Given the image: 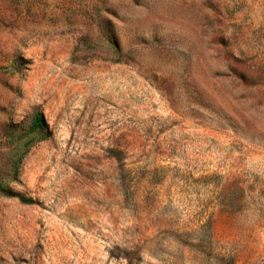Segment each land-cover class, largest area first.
<instances>
[{
	"label": "rangeland",
	"instance_id": "obj_1",
	"mask_svg": "<svg viewBox=\"0 0 264 264\" xmlns=\"http://www.w3.org/2000/svg\"><path fill=\"white\" fill-rule=\"evenodd\" d=\"M0 264H264V0H0Z\"/></svg>",
	"mask_w": 264,
	"mask_h": 264
},
{
	"label": "trees",
	"instance_id": "obj_2",
	"mask_svg": "<svg viewBox=\"0 0 264 264\" xmlns=\"http://www.w3.org/2000/svg\"><path fill=\"white\" fill-rule=\"evenodd\" d=\"M35 124L37 127L41 128V129H44L46 126L45 121H44L43 117H41V116L36 118Z\"/></svg>",
	"mask_w": 264,
	"mask_h": 264
}]
</instances>
